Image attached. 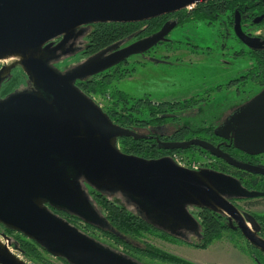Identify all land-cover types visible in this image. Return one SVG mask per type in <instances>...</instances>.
<instances>
[{
  "label": "water",
  "instance_id": "water-1",
  "mask_svg": "<svg viewBox=\"0 0 264 264\" xmlns=\"http://www.w3.org/2000/svg\"><path fill=\"white\" fill-rule=\"evenodd\" d=\"M212 1L216 0H0V84L19 67L32 88L0 98V223L71 264H139L50 211L49 206L63 208L86 223L111 229L94 209L91 196L85 195L88 186L123 192L128 204L136 206L154 228L174 236L181 235L176 230L200 234L189 207L221 213L264 254L259 223L232 202L264 193L250 191L224 173L183 167L171 157L148 160L124 153L119 139L150 137L115 125L75 85L146 53L164 42L174 25L138 43L110 47L65 74L48 63L83 26L146 22ZM234 30L248 47L264 45L261 38L243 32L239 14ZM215 134L223 139L232 136L235 147L249 155L263 153L264 89ZM160 145L167 150L199 146L234 168L264 176V168L240 162L199 139ZM10 247L9 237L0 233V264H31Z\"/></svg>",
  "mask_w": 264,
  "mask_h": 264
},
{
  "label": "trees",
  "instance_id": "trees-1",
  "mask_svg": "<svg viewBox=\"0 0 264 264\" xmlns=\"http://www.w3.org/2000/svg\"><path fill=\"white\" fill-rule=\"evenodd\" d=\"M262 13H264V0H216L197 5L190 12L183 10L146 22L87 25L78 29L73 39L66 44L64 50L56 52L53 58L48 59V63L57 65L60 62L74 59L77 56L87 61L89 58L110 47L117 46L118 48H123L153 37L164 26L169 25L170 22L176 23L179 27L204 24L209 28L216 29L218 31V40L222 41L227 39L228 32L231 31L237 14L241 15L242 26L246 31V29L250 28L257 30L259 27H264V20L259 25H255L252 21L254 17ZM235 39L238 41L236 37ZM58 43L59 41H56L55 45ZM147 54L143 53L132 56L102 73L77 81L75 85L86 96L94 93L105 94L112 82L120 81L135 73L134 70L127 69L129 61L132 58H139L136 64L154 62L152 59L142 60ZM234 56L236 59L248 58L250 60L251 65L245 71V79L249 78L251 81L257 83L259 88L255 93L261 91L264 87V48L250 51L249 53L238 50L234 53ZM155 63L159 62L155 61ZM80 65L75 68H78ZM9 76L11 77L0 88V98L7 97L15 91L32 89L27 76L21 68L17 67ZM111 98H113L114 104L106 111L110 120L115 125L124 129L133 131L143 137H150L138 140L131 137L121 138L124 139L126 145L125 153L144 159H157L161 156L160 153L163 152L166 155L172 154L171 150H167L160 145L156 144L152 146L155 142L147 141L146 139H155L156 137L166 139L167 141L211 139L218 125V121L215 122L214 120L218 110L215 106L210 107L207 105L202 108L200 107L201 110L198 112H189L188 108L190 106L188 105L191 101L161 102L150 97L133 98L122 91L112 92ZM202 119L204 122H198ZM161 133H164V135ZM196 149L198 150L197 147H189L184 150H177V152L187 153L193 152ZM201 151L202 154L209 153L204 150ZM243 174V172H238L237 176L241 177ZM240 181H243V179ZM244 183V187L249 189L250 184L248 182ZM253 184L254 186L250 188L264 191V182L261 183V181L256 179ZM89 192L92 196L94 209L100 217L109 223L111 229H101L95 225L86 223L80 216L63 208L49 206V209L56 217L64 220L70 227L76 226L78 222H83L88 228L99 229L117 242L126 244L129 247L131 246L139 253L145 254L152 259L170 264H192L149 245L143 248L133 245L131 242L132 237L142 232H147L153 229L154 226L140 214L136 206L128 204L130 200L123 192H103L101 189L95 187H89ZM189 211L199 223L200 234L198 236L194 235L193 242L187 243L198 249H207L213 241L221 239L223 233L228 231L234 232L231 229L228 217L221 213H216L206 208L199 209L195 207H189ZM0 233L9 237L11 246L15 250L17 249L16 251L21 253L27 261L34 260L39 264H51L44 257V254H50L36 242L30 241L25 235L6 227L2 223H0ZM254 250L258 254L257 259L259 264H264V254L256 249ZM58 259L65 264H71L64 258Z\"/></svg>",
  "mask_w": 264,
  "mask_h": 264
},
{
  "label": "rangeland",
  "instance_id": "rangeland-1",
  "mask_svg": "<svg viewBox=\"0 0 264 264\" xmlns=\"http://www.w3.org/2000/svg\"><path fill=\"white\" fill-rule=\"evenodd\" d=\"M176 31V34H174L172 38L177 41H181V44L179 45L182 46L178 45V50H180L179 52H171L168 50L167 46H164L153 50L142 60L146 61V59L152 58L159 60L168 56L171 60L178 59L182 62H193L194 58L192 59V57H190V50L186 49L185 41L195 42L203 48L215 47L218 42V31L205 25H200L198 27L189 26L181 30L182 32L180 30ZM262 33H264V27H259L256 34ZM202 57L203 58H199L196 61L194 60L195 64L192 66L188 65L185 68L186 70L184 69L183 71L169 70L161 65L137 67L136 62L139 61V58L134 57L129 61L127 69L134 70L136 74L125 77L127 79L123 78V81L120 80L112 82L108 86L105 94L94 93L88 95V97L97 103V105L101 106L105 113L114 104V100L111 98V94L114 91H122L129 94L133 98L150 97L157 101L164 99L168 101H184L193 96L195 101L198 99L195 107L202 105V103L206 100L205 98L209 97H211L209 101L214 100V104H220L221 106L227 104L232 95L229 97H221L222 95L220 96L216 94L206 96L205 93L202 95L204 89L212 87L221 81L224 82V80L230 77H239L245 68L249 66V62L247 60H237L235 62H230L229 60L223 61L221 59V55L216 53L211 57L206 55ZM84 60L86 61V59H82L77 56L74 59L65 60L57 65L53 64V66L58 71L65 74L73 70L79 64H83ZM223 85L226 86L224 83ZM254 88V85L251 84L245 87L246 91H250ZM193 93L195 94L193 95ZM195 101L193 103H195ZM239 103L240 101H237L235 107H237ZM219 111L220 110L218 109L216 115L218 114V117H221L222 111ZM223 111L225 110L223 109ZM228 113H230V111L226 109V114ZM220 117L218 118V124L221 121ZM217 128L218 127H216V129ZM118 147L125 153L126 145L124 143V139L118 140ZM171 158H173L176 162H185L187 165L199 163L201 164V167L202 165L207 166L211 160V158L207 156L196 154L192 151L176 154L175 156H171ZM84 191L87 196H91L88 186L84 187ZM90 201H92V196ZM237 204L243 211L249 214L253 213L256 217L264 220V207H256V205L264 206V198H260L256 201L251 200V202L240 200ZM74 227L84 235L100 243V245L107 247L118 254H124L126 257L133 259L139 264H170L164 263L161 260L152 259L145 254L139 253L133 247L117 242L115 239L107 236L99 229L88 228L83 222H78ZM193 239V234H188L187 239H179L170 233L162 234V232L160 233L158 229L153 228L147 232H142L132 237L131 242L134 246L138 245L141 248L149 245L192 264H259L257 252L252 250L246 239L236 231L223 233L222 238L213 241L207 249H198L187 243L193 242ZM15 252L23 257V255L18 251L15 250ZM44 257L51 264H65L60 259L51 255L44 254ZM28 262L31 264H39L34 260Z\"/></svg>",
  "mask_w": 264,
  "mask_h": 264
},
{
  "label": "flooded vegetation",
  "instance_id": "flooded-vegetation-1",
  "mask_svg": "<svg viewBox=\"0 0 264 264\" xmlns=\"http://www.w3.org/2000/svg\"><path fill=\"white\" fill-rule=\"evenodd\" d=\"M193 8L194 7L190 8V9H186V10L188 12H190L191 9H193ZM261 16H264V13H262L259 16L254 17V19L252 21H253V23L255 25H259V24H261L263 22L264 18L259 23H255V20L257 18L261 17ZM240 17H241V15H240ZM235 20H236V16H235V19H234V22H233V26L231 28V31L228 32L227 39L222 40V41L218 40L217 45L215 47H206V48H203V47L199 46L195 42L185 41V47H186V49L187 50H190L189 51L190 54H191L190 57H192V59L194 58L193 59V62H182V61H180L178 59L171 60V58H169L167 56V57H164V58L159 59V60L158 59H155V58H152V60H154V62L155 61L156 62H159L157 64L156 63L154 64V62H151L149 64H137V67H145V66H148V65H156V66H160L161 65V66H164L165 68H167L169 70L172 69L174 71H178V70L183 71L188 65H191V66L194 65L195 64L194 63V60L196 61L199 58H203L202 56H204V55H206L208 57H211L215 53L216 54H220L221 55V59L223 61L229 60L230 62H235L237 60H247L249 62V66H250L251 65V62H250V60L248 58H239V59H236L235 56H234V53L236 51H238V50H242L244 53H249L250 51H255V50L263 49L264 48V45L261 46V47H259V48H256V49L250 48L247 45H245L237 37V35L235 34V30H234ZM169 25H174V28L169 32V34L166 37V40L164 42H160L158 45H156L155 47H153L152 49H150L146 53L149 54L153 50H156V49H158L160 47H164V46H167L168 47V50L171 51V52L172 51L179 52L180 50H178V48H179L178 45L181 44V41L180 40L177 41V40H175V39L172 38V36L174 34H176L175 32H177L176 30H180L181 31V30H183V29H185V28H187L189 26H197L198 27V26L204 25V24L185 25V26L179 27L176 23L170 22ZM241 25H242V17H241ZM242 30H243V32L245 34L250 35V36H253V37L261 38V41H264V33H262V34H256V32L258 31V29L257 30H254V29L250 28V29H246V31H245L243 29V26H242ZM235 37L238 39V41L235 39ZM179 46H182V45H179ZM177 52H175V53H177ZM8 64H10L9 61L8 62H4V65H8ZM249 66H247L245 68V70L243 71V73L239 77H237V76L230 77V78L224 80V82L221 81V82L215 84L212 87H209L207 89H204V92H203L202 95H204V93H205L206 96L216 94V95H220V96L222 95L221 97H225V96L229 97L230 95H232V97L230 98V100L228 101L227 104L222 105V106L220 104H214V100H212V101L210 100L209 101V99L211 98V97H209V98H205L206 100L202 103V105H199V106L195 107L196 103L198 102V99H196V101H195L194 100L195 98H193V96L190 99H186V100L180 101V102L191 101V103L188 105V106H190L188 108V111L189 112H198L199 110H201V108L203 106H207V105H209V106H215L217 109L220 110L219 112L222 111L221 112V114H222L221 117L219 116L221 118V121L219 122V124L217 123L218 124L217 127L221 126L241 106H243L244 104L248 103L250 100H252L256 95H258L264 89V87H263V89L261 91H259L258 93H255L256 90L259 88V86L257 85V83L251 81L249 78L248 79H245V77H246L245 71L247 70V68H249ZM15 69H13L12 71H14ZM134 74H136V73H134ZM10 77L11 76H8L4 80H2V82L0 84V88L5 83V81H7ZM125 79H127V78H125ZM123 80L124 79H122L121 81H123ZM223 83L226 86H224ZM249 84L254 85L255 88L252 89V90H250V91H246L245 87L247 85H249ZM194 94L195 93H193V95ZM253 94H254V96H253ZM233 96H235V97H233ZM5 97H2V98H5ZM160 101L161 102H166L168 100L164 99V100H160ZM194 101H195V103H193ZM237 101H240V103H239V105L237 107H235V104H236ZM170 102H179V101H170ZM217 106H219V107H217ZM223 109L225 111H223ZM226 109L229 110L230 113L226 114ZM219 117H218V114L215 115V119H214L215 122L218 121V118ZM198 122H204V120L202 119L201 121H198ZM161 134L164 135V133H161ZM146 140L147 141H154L155 143L152 146H155L156 144L157 145H160V143H166V142H185V141H187V140H185V141H167L166 139H160L158 137H156L155 139H146ZM199 140H202V141H205V142H207L209 144H212L215 147H219L221 149V151H223L224 153H226V154L230 155L231 157L237 159L240 162L249 163V164H251L253 166H259V167L264 168V152L261 153V154H258V155H249V154H247L245 152H242L241 150H239V149H237L235 147L234 143L232 142V136H231L230 139H223V138L217 136L215 134V131H214V136L211 139H199ZM188 141H191V140H188ZM191 147H197L198 150L196 149L193 152L194 153H198L200 155L202 154V151L201 150H204L203 148H201L199 146H191ZM171 151H172V154L171 155H166V153H164V152L163 153H160L161 156L158 159L164 158V157H171V156H175L176 154H180V152H177V150H171ZM204 151H206V150H204ZM202 155L211 158V160H210L209 164H207V166L202 165V167L199 170H213L215 172H220V173L228 174V175H231V176H233V177H235V178H237L239 180L243 179V181H241L242 184H245L244 182H248L250 184V187L251 186H254L253 182L256 179L259 180V181H261V183L264 182V176L252 174V173H249V172H246V171H243V170L234 168V167L228 165L224 160L219 159V158H216L210 152L208 154H202ZM238 172H243L244 173L243 176L238 177L237 176V173ZM250 187H249V190L250 191H258V192L264 193V191H262V190H257V189L250 188ZM260 198H264V196L258 197V198L245 199V200H241V201L251 202V200H255L256 201V200H258ZM238 201H240V200L232 199V202L235 203L241 211H243L240 208V206L237 204ZM256 207L261 208V207H264V206H261V205L257 206L256 205ZM243 212H245V211H243ZM251 215H253L255 217L256 221L259 223V226L261 227V230L259 232V235L264 238V220L256 217L253 213H251ZM236 225H237L236 223H233V225L231 226V229L234 230V231H236V232H238V233H240L242 235L241 231L238 228H236L237 227ZM158 231H160V233L162 232V234L163 233H169V232H165L163 230H158ZM176 232H179L181 235L175 236V237H177L179 239H187L188 233L182 232L180 230H176ZM247 243L250 245V247L252 248V250H254V249L258 250L253 245H251L248 241H247Z\"/></svg>",
  "mask_w": 264,
  "mask_h": 264
},
{
  "label": "built area",
  "instance_id": "built-area-1",
  "mask_svg": "<svg viewBox=\"0 0 264 264\" xmlns=\"http://www.w3.org/2000/svg\"><path fill=\"white\" fill-rule=\"evenodd\" d=\"M3 64L0 62V67L2 66ZM177 163L179 164V165H181V166H183V167H186V168H190V169H193V170H197V169H199L200 167H201V164H199V163H194V164H188L187 165V163H183V162H181V161H177ZM11 248V250L13 251V252H15V250L13 249V247H10Z\"/></svg>",
  "mask_w": 264,
  "mask_h": 264
}]
</instances>
